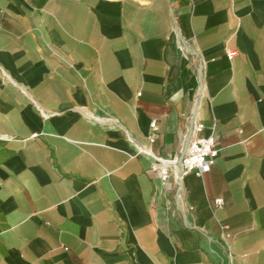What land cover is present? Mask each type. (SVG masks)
I'll use <instances>...</instances> for the list:
<instances>
[{
  "label": "crops",
  "instance_id": "crops-1",
  "mask_svg": "<svg viewBox=\"0 0 264 264\" xmlns=\"http://www.w3.org/2000/svg\"><path fill=\"white\" fill-rule=\"evenodd\" d=\"M0 264H264V0H0Z\"/></svg>",
  "mask_w": 264,
  "mask_h": 264
},
{
  "label": "built area",
  "instance_id": "built-area-1",
  "mask_svg": "<svg viewBox=\"0 0 264 264\" xmlns=\"http://www.w3.org/2000/svg\"><path fill=\"white\" fill-rule=\"evenodd\" d=\"M229 56L233 57V52H229ZM152 127H157L155 120L152 122ZM204 130L205 125L195 121L181 156L174 159L156 158L157 163L153 169L165 182H168L171 177V169L176 170V179L179 184L190 174L203 175L211 169L219 155V148L214 134H205ZM150 140L153 142L155 137L151 135ZM223 202L222 198L216 200L218 205H222Z\"/></svg>",
  "mask_w": 264,
  "mask_h": 264
}]
</instances>
